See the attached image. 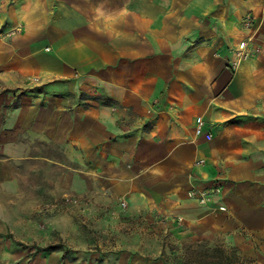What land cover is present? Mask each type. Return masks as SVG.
Returning a JSON list of instances; mask_svg holds the SVG:
<instances>
[{"label": "crops", "instance_id": "1", "mask_svg": "<svg viewBox=\"0 0 264 264\" xmlns=\"http://www.w3.org/2000/svg\"><path fill=\"white\" fill-rule=\"evenodd\" d=\"M0 85L30 90L15 108L0 94V148L69 150L92 197L221 234L222 215L186 195L217 177L231 218H264V180L249 181L264 170V0H0Z\"/></svg>", "mask_w": 264, "mask_h": 264}, {"label": "rangeland", "instance_id": "2", "mask_svg": "<svg viewBox=\"0 0 264 264\" xmlns=\"http://www.w3.org/2000/svg\"><path fill=\"white\" fill-rule=\"evenodd\" d=\"M27 91L0 85V94L15 96L12 107ZM70 156L42 143L17 155L0 148V264H264V218H231L222 204V178L207 189L185 191L189 198L190 191L221 189L212 202L195 203L221 214L228 230L197 235L185 219L162 216L126 197H92L89 170ZM171 172L179 187L188 184L186 175ZM251 174L250 182L264 180V170ZM232 220L244 224L233 230Z\"/></svg>", "mask_w": 264, "mask_h": 264}, {"label": "built area", "instance_id": "3", "mask_svg": "<svg viewBox=\"0 0 264 264\" xmlns=\"http://www.w3.org/2000/svg\"><path fill=\"white\" fill-rule=\"evenodd\" d=\"M243 22L246 28H251L252 25L251 17H246ZM242 53L245 58H251L253 51L250 46V41L243 43ZM195 135L196 137H204L207 141L212 140V135L204 132V122L201 117L196 119ZM220 193H221V189H214L211 191H190L188 196L190 199L198 202L199 204L204 205L207 204L208 202H212L213 199L219 197Z\"/></svg>", "mask_w": 264, "mask_h": 264}, {"label": "trees", "instance_id": "4", "mask_svg": "<svg viewBox=\"0 0 264 264\" xmlns=\"http://www.w3.org/2000/svg\"><path fill=\"white\" fill-rule=\"evenodd\" d=\"M13 107H14V108H15V107H17V104H14V106H13ZM213 262H214V261H213ZM211 264H214V263H211Z\"/></svg>", "mask_w": 264, "mask_h": 264}]
</instances>
